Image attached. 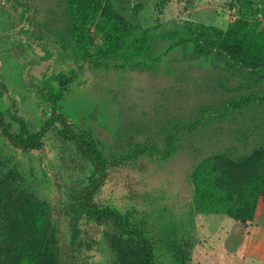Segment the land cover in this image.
Segmentation results:
<instances>
[{"label":"rangeland","instance_id":"obj_1","mask_svg":"<svg viewBox=\"0 0 264 264\" xmlns=\"http://www.w3.org/2000/svg\"><path fill=\"white\" fill-rule=\"evenodd\" d=\"M262 33L264 0H0V264H148L138 234L153 264H264Z\"/></svg>","mask_w":264,"mask_h":264},{"label":"trees","instance_id":"obj_2","mask_svg":"<svg viewBox=\"0 0 264 264\" xmlns=\"http://www.w3.org/2000/svg\"><path fill=\"white\" fill-rule=\"evenodd\" d=\"M234 23L235 22L233 21V23L231 25V28H230L231 34L228 33V37L225 35L224 36L225 38H229L230 39V37L232 35H234V33L236 32V30L233 31L234 30ZM239 44H241V43H239L237 41H233V40L231 41L230 40L229 43H227L225 46H223L221 48H222L223 52H226L232 58H235L237 60L241 58L240 60H242V57H240V56H242L243 52L246 49H244V51H240L239 52V50H238V45ZM258 50H260L261 54H263V56H264V33L261 34V45H260V47H258ZM56 120L57 121L60 120L64 124H67V121H66V119H65V117L63 115L55 113L53 118L48 120L45 123V126L43 127L42 131L39 132L37 135L31 136V137H29L27 139H24V138L21 137L20 138L21 144L25 148H40L41 145H42L41 139H42L43 133L48 128H50L52 125H54ZM76 138L80 142L81 146L83 147V149L85 150L87 155L92 158L94 166L96 168V174H97V176H99L97 178H94V181H93V186H92L93 187L92 188L93 191L92 192H94L95 189L97 188L98 183H100L101 178L106 175L105 161H104L100 151H98L97 148L93 144L89 143L84 135H77ZM96 210H97V212H99V214L101 216H103V217H106V216L114 217L116 219H119V221L122 222V224H123V217L119 213L111 211V210H104V211H98V209H96ZM137 236L139 238L140 243L143 244L145 250L147 251V262H148V264H153L154 263V252H153L152 245L142 235L138 234Z\"/></svg>","mask_w":264,"mask_h":264},{"label":"crops","instance_id":"obj_3","mask_svg":"<svg viewBox=\"0 0 264 264\" xmlns=\"http://www.w3.org/2000/svg\"><path fill=\"white\" fill-rule=\"evenodd\" d=\"M246 235L242 249L251 260L264 263V224L253 223L245 227Z\"/></svg>","mask_w":264,"mask_h":264}]
</instances>
